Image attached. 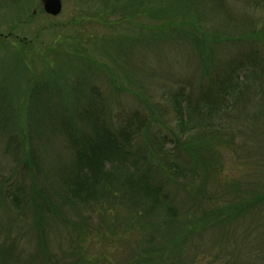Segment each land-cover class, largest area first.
<instances>
[{
	"label": "trees",
	"instance_id": "obj_1",
	"mask_svg": "<svg viewBox=\"0 0 264 264\" xmlns=\"http://www.w3.org/2000/svg\"><path fill=\"white\" fill-rule=\"evenodd\" d=\"M207 1L217 7L211 20L207 12L192 9ZM207 1H141V11L154 20L145 27V48L154 50L167 37L179 44L170 56L194 55L197 60L195 81L187 92L177 87L182 81L175 82L173 70L156 68V60L147 55L143 70L134 68L130 58L121 56L122 46L111 60L122 67L129 85L109 75L112 64L99 63L113 93L99 91L85 77L96 64L80 50L76 88L67 85L65 103L51 112L56 121L43 118L51 126L31 135L36 129L31 126L32 108L40 110L41 104L45 110L49 99L34 92L47 85L35 83L31 93L29 83L21 98L16 93V105L6 94L7 86L0 85V139L4 137V148L16 159L20 174L33 178L43 165L41 155L55 146L48 139H57L60 148H52V156L57 155L54 178L62 206L90 205L98 216L122 210L125 216L119 221L115 217L113 232L128 234L138 227L145 233L144 246L133 248L124 264H264V0H225V6L222 0ZM139 11L129 6L119 12H128L121 17L127 20ZM125 92L134 97V109L119 104L117 96ZM156 96L175 112L174 128L164 127V134L154 129L155 106L161 102L152 101ZM221 149L234 157L237 176L223 171ZM25 186L16 192H24ZM5 194L16 210L29 201L33 217L28 227L33 231H43L48 215H56L41 190L26 199V194ZM38 237L43 243L41 232ZM12 251L0 244V264H16ZM33 260L56 264L59 258L41 251L27 263Z\"/></svg>",
	"mask_w": 264,
	"mask_h": 264
},
{
	"label": "rangeland",
	"instance_id": "obj_2",
	"mask_svg": "<svg viewBox=\"0 0 264 264\" xmlns=\"http://www.w3.org/2000/svg\"><path fill=\"white\" fill-rule=\"evenodd\" d=\"M141 1L61 0V12L57 16H51L44 12L42 0H0V85L7 86L6 94H10L11 99L14 97V105H16L18 96L22 97L29 83L32 85L28 89L31 93L35 83H41V86L42 83L47 85V88L38 87L34 92L37 96L49 99L45 110L42 109L41 104L38 105L40 110L32 108L31 126L36 129H33L35 132L32 130L31 135H35L40 127L51 126V124H43V118L46 122L56 121L51 112L54 113L58 105L65 103L64 98L69 90L68 86L76 88L77 82L74 83L76 78L74 75L75 71L77 72L78 63L81 64L78 58L81 54L80 50L90 59V64H106L107 62L112 64L114 68L110 70L109 75L111 74L115 81L125 86L129 85L124 78L125 72L118 63L115 65L111 60V56L117 53V47L121 46L123 47L121 51L125 52L121 56L126 55L130 58V63L134 68L143 70L141 61L145 58L144 55H147L148 60H156V68L159 69L161 66L167 71L173 70L175 82L182 81L177 87H181L185 92L190 90L196 77L197 60L194 55L189 59L181 57L175 59L170 56L169 52L172 53L179 44L174 45V42L169 41L167 37L165 38L167 41L161 42L156 49L149 51V48H145V43L142 42V39L147 38L145 27L154 23V20L149 18L146 12L141 11V6L143 8L145 3ZM173 1L178 2V0ZM224 2L225 0H222L221 5H224ZM204 4L199 3L198 7L194 4L192 9H195L194 12H207L206 18L211 20L215 17L213 12H216L214 9L217 7L208 1L205 6ZM239 5L234 6L236 11ZM129 6L140 11L131 12L133 13L130 16L131 19H121L128 12L120 13L119 11ZM116 10L118 12H115ZM193 10L190 11L193 12ZM154 12H172V9ZM8 34L10 36H5ZM186 46H188L187 50L190 49L189 44ZM75 53L77 57L73 55ZM96 65L85 73L88 83L95 84V86L98 84L99 91L107 94L113 93L108 73L105 69L101 70L100 64L95 67ZM136 77L140 78L141 72L136 73ZM81 78L82 75H79V79ZM50 84L53 86L52 89H49ZM164 88L167 89V87ZM157 96L152 100L153 102L155 99L161 101L155 106V119L158 122L154 129L159 127L162 132L160 134H164L168 132L164 127L174 128L175 112L172 106ZM117 97L119 104L126 108L134 109L137 106L130 93L125 92ZM11 106V103L6 104L8 109ZM46 113L48 116L45 115ZM168 137L171 138V134ZM50 140L48 139V143L56 146L55 151L60 148L59 140ZM0 141V182L3 183L0 186V244L4 248L13 250L11 255L16 264H37V260L28 263L27 261L41 251L56 255L59 258L56 264H124L129 259L133 248L144 246L142 233H145L138 230V227L129 230L128 234L120 230L117 231L118 233L113 232L116 229L114 224L117 223L115 217L119 221L125 216L122 210L117 209V212L108 210L100 212L98 216L99 213L92 211L90 205L86 207L62 206L59 199L60 184L54 178L56 175L54 169L57 168V161L54 163V160L57 155L52 156L54 153L52 148L55 146L51 150L47 149L45 153L47 157L41 155L43 165L41 164L39 172L31 178L20 174L16 167V159L4 148V137H1ZM221 151L223 171L227 176H237L239 170L234 164V157L225 149ZM21 184L26 185L25 191L17 193L16 188L21 187ZM34 189L41 190L55 205L56 215H48L43 231H33L28 227L33 217L31 206L28 205L29 201L24 207L22 205L21 209L16 210L11 205L10 198L5 197V193L10 191L18 197L26 194L24 199L30 198ZM24 199L21 200L22 204ZM79 225L84 226L83 232ZM39 232L43 234V243H38ZM13 243H15L14 249ZM18 251L22 253L19 255ZM18 256L20 259L17 258Z\"/></svg>",
	"mask_w": 264,
	"mask_h": 264
},
{
	"label": "water",
	"instance_id": "obj_3",
	"mask_svg": "<svg viewBox=\"0 0 264 264\" xmlns=\"http://www.w3.org/2000/svg\"><path fill=\"white\" fill-rule=\"evenodd\" d=\"M43 10L46 14L57 16L61 12V0H42Z\"/></svg>",
	"mask_w": 264,
	"mask_h": 264
}]
</instances>
